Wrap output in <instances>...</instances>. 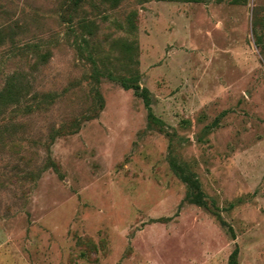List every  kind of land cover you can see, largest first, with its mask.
Listing matches in <instances>:
<instances>
[{"label":"rangeland","instance_id":"1","mask_svg":"<svg viewBox=\"0 0 264 264\" xmlns=\"http://www.w3.org/2000/svg\"><path fill=\"white\" fill-rule=\"evenodd\" d=\"M236 248L264 264V0H0V264Z\"/></svg>","mask_w":264,"mask_h":264},{"label":"trees","instance_id":"2","mask_svg":"<svg viewBox=\"0 0 264 264\" xmlns=\"http://www.w3.org/2000/svg\"><path fill=\"white\" fill-rule=\"evenodd\" d=\"M82 1L83 0H74L75 4H80ZM108 1H115L116 2L117 0H108ZM120 83L125 90H133L135 92V94L143 100L144 105L148 111V123H149V125L161 127L163 125V122L161 120H159L153 113V110L151 107V99H150L149 91L146 88H142L140 86L138 80H136V79H132L129 81L128 80L121 81ZM172 167L175 171H178L180 173V175H182V177H183V170L181 167L178 166V164H176L174 162L172 164ZM183 179H184V182L191 185L197 192H199V194H201L199 182L197 179H189L187 177H184ZM198 204L202 205L203 207H206V204L203 200H199ZM230 231L234 237V233H233L232 228H230ZM238 255H239V250H238V248H236V250L233 252V254L230 257L229 264H237Z\"/></svg>","mask_w":264,"mask_h":264}]
</instances>
